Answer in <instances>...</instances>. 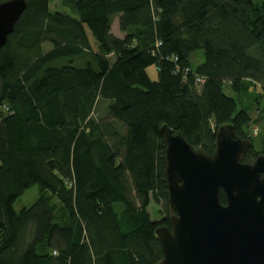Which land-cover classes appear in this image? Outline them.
I'll return each mask as SVG.
<instances>
[{
	"label": "trees",
	"instance_id": "obj_1",
	"mask_svg": "<svg viewBox=\"0 0 264 264\" xmlns=\"http://www.w3.org/2000/svg\"><path fill=\"white\" fill-rule=\"evenodd\" d=\"M57 1L69 13L26 0L0 50V264H157L172 215L160 128L207 154L224 124L252 144L223 89L264 90V0Z\"/></svg>",
	"mask_w": 264,
	"mask_h": 264
},
{
	"label": "water",
	"instance_id": "obj_2",
	"mask_svg": "<svg viewBox=\"0 0 264 264\" xmlns=\"http://www.w3.org/2000/svg\"><path fill=\"white\" fill-rule=\"evenodd\" d=\"M26 6V0L0 1V50ZM160 131L172 215L169 227L155 229L157 264H264V153L242 162L251 141L231 124L217 128L212 154L167 125Z\"/></svg>",
	"mask_w": 264,
	"mask_h": 264
},
{
	"label": "rangeland",
	"instance_id": "obj_3",
	"mask_svg": "<svg viewBox=\"0 0 264 264\" xmlns=\"http://www.w3.org/2000/svg\"><path fill=\"white\" fill-rule=\"evenodd\" d=\"M49 9L53 11H61L69 13L67 7L63 6L57 0H49ZM111 33L115 36H123L118 29L117 20H113L111 24ZM41 51H46L50 48L49 44H42L40 46ZM200 60L199 54L197 53L193 57V63H197ZM147 72L150 75V78L155 79V70L153 66L147 68ZM263 84L257 81H248V85L239 93L230 92L228 87H224V91L228 94H231L235 101L237 102L236 108L238 110H245L250 119L248 123L243 125V132L245 136L252 140V149L254 155L263 152L264 149V103H263ZM261 97V100H260ZM260 100V102H259ZM103 105L97 107L95 115L102 113ZM38 197V187L32 186L25 190L14 202L13 208L18 212L23 207L30 206ZM51 202L54 204L53 207L58 215H60L59 204L55 199H52ZM148 212L150 217L153 220H159L164 215L163 206L150 203L148 206Z\"/></svg>",
	"mask_w": 264,
	"mask_h": 264
},
{
	"label": "built area",
	"instance_id": "obj_4",
	"mask_svg": "<svg viewBox=\"0 0 264 264\" xmlns=\"http://www.w3.org/2000/svg\"><path fill=\"white\" fill-rule=\"evenodd\" d=\"M196 82H197V83H202L203 80H202L201 78L198 77V78H196ZM263 103H264V97H263Z\"/></svg>",
	"mask_w": 264,
	"mask_h": 264
}]
</instances>
